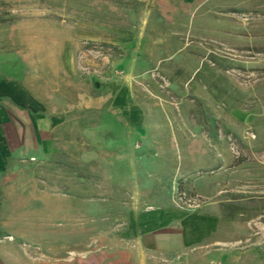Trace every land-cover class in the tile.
I'll list each match as a JSON object with an SVG mask.
<instances>
[{"label":"rangeland","instance_id":"374dc122","mask_svg":"<svg viewBox=\"0 0 264 264\" xmlns=\"http://www.w3.org/2000/svg\"><path fill=\"white\" fill-rule=\"evenodd\" d=\"M0 47L60 82L62 114L74 97L63 91L62 57L75 59L71 127L62 128L54 155L24 160L28 175L17 177L30 185V201L33 185L44 188L43 214L29 208L27 223L13 228L44 248L46 260L106 247L133 204L163 197L216 216L222 246L264 249V0H0ZM117 80L147 111L151 154L139 162L125 156L122 168L111 159L120 116L110 111L106 122L82 108L105 97L87 83ZM124 135L134 139L126 127ZM134 172L140 191L116 184Z\"/></svg>","mask_w":264,"mask_h":264},{"label":"crops","instance_id":"0c3cea01","mask_svg":"<svg viewBox=\"0 0 264 264\" xmlns=\"http://www.w3.org/2000/svg\"><path fill=\"white\" fill-rule=\"evenodd\" d=\"M206 1L210 0H183V3L195 6ZM62 59V73L68 80V87L63 91H67L65 95L74 96L72 103L70 97L63 102L67 114L61 113L60 82L50 81L41 70H30L18 53L0 47V264H264V249L254 252L222 246L224 243L214 237L216 216L190 211L167 197L153 204H133L126 213L122 231L112 237V242L100 249L75 252L76 257L67 261L46 260L48 253L44 248L25 241L28 237L13 225L27 223L29 208L36 216L43 214L45 200L43 186L40 185V189L39 185H33L36 199L30 201V185L17 178L28 173L19 165L26 159L45 160L54 155L62 128L71 127V113L75 115L78 109L75 59L68 52ZM49 74L55 76L60 72ZM86 91H95L102 99L105 97L100 105L92 98L85 100L84 111H99L106 122H109L110 111L120 116V123L118 119L114 121L118 129L114 141L117 145L112 148L117 154L111 158L117 168H122L120 160L125 156L135 162L149 160L147 156L151 154L144 147L149 142L147 111L136 101L132 86L121 84L119 80L89 82ZM72 124L76 126V118ZM92 126L85 127V141H92L87 135ZM125 127L134 134V139L125 137ZM140 143L143 146H138ZM133 175L132 179H117L116 184L135 185L134 189L140 191V173ZM143 184L149 185V180ZM40 191L42 199H39Z\"/></svg>","mask_w":264,"mask_h":264}]
</instances>
